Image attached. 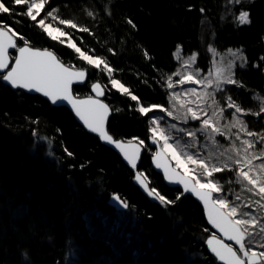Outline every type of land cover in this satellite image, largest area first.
I'll return each instance as SVG.
<instances>
[{
	"label": "trees",
	"instance_id": "trees-1",
	"mask_svg": "<svg viewBox=\"0 0 264 264\" xmlns=\"http://www.w3.org/2000/svg\"><path fill=\"white\" fill-rule=\"evenodd\" d=\"M6 3L12 11L0 13V27L7 25L31 46L52 49L66 64L88 72L87 83L74 88L77 95H87L93 81L107 87L108 131L116 139L144 141L139 170L173 203L143 192L134 182L135 170L68 108L11 89L0 78V264H221L205 244L211 229L202 206L167 186L153 168L152 115L139 109L168 106L177 53L196 54V67L206 72L212 49H236L243 55L234 67L237 83L226 84L217 97L224 107L230 96L244 110L247 129L264 135V0H46L51 25L68 33L63 44L22 14L26 5ZM241 11L250 13L251 23H240ZM69 37L111 71L81 59L65 42ZM112 79L128 93L112 88ZM216 175L224 185L236 181L231 169ZM115 194L128 206L111 205ZM116 213L124 222L149 225L158 238L155 251L132 231L120 232L126 223L109 221Z\"/></svg>",
	"mask_w": 264,
	"mask_h": 264
},
{
	"label": "snow or ice",
	"instance_id": "snow-or-ice-1",
	"mask_svg": "<svg viewBox=\"0 0 264 264\" xmlns=\"http://www.w3.org/2000/svg\"><path fill=\"white\" fill-rule=\"evenodd\" d=\"M237 2H239V0H237ZM14 3L16 5H26L27 11L22 14L27 15L33 21H36L41 10L44 8L46 0H14ZM11 11L10 7L7 6L6 0H0V13H10ZM89 14L94 15V13ZM47 15L51 17L53 16V12H48ZM238 19L242 24L251 23L250 13L248 11H241ZM128 22L132 23L131 20ZM38 23L52 40L60 41L61 44L64 43L61 37L67 36L68 33L62 31L61 28L53 29L51 24L45 23V19H40ZM60 24L69 25L72 28L77 27V24L72 20H60ZM5 29L11 31L13 36H19L21 40H24V46L17 47L16 41L12 39L11 36H8ZM81 30L85 32L88 31L87 28H82ZM69 40H71V37H69ZM68 47L74 49L75 52L79 54L81 59L86 60L97 69L103 65L105 69L111 71V69L108 68V64L104 60L99 57L94 58L93 56L86 55L79 47L76 46L75 43H68ZM10 49L17 51L18 55L11 57V59H14L15 62L11 66L10 70H8ZM0 70H7L6 74H0V78L9 82L14 88L35 90L36 92L49 97L54 104L57 102L67 101L76 110L77 115L83 120L84 124L91 129L92 132L99 133L102 140H105L110 144H114L115 147L124 154L131 166L133 168L136 167V161L139 158L138 150L129 153L122 142L113 140V137L108 135V133L104 130L103 122L107 116L108 106L99 99H93L92 97L79 101L74 99L72 95L73 82H80L84 80L86 75L84 70L73 71L71 70V67H66L52 51H49L48 49L41 50L39 48L30 47L28 41L25 40L19 32H15L14 30L8 28L7 25L0 27ZM186 79L191 80L192 77L188 76ZM224 82L228 84L237 83V81L232 78H228ZM111 84L114 88H118L123 93H128L129 91L123 84L120 83L119 80L112 79ZM169 87H171V85H169ZM217 87H219V84H217ZM92 89L96 92L97 97L105 95V91L101 89L99 84H93ZM131 99L137 100V96L132 95ZM158 107L160 106L152 105L149 108L141 107L139 110L141 113L147 114L152 109ZM227 109H235V112L232 113L233 115L244 111L235 104L230 96L227 97V104L219 110L221 116H223V113ZM262 111H264V109H262ZM167 114L169 116L173 115L170 111ZM257 115H259V113H257ZM159 119H163V117H160ZM182 119L185 123L184 128L177 129L175 124L171 125V128L176 129L177 131V136L172 138L173 143L177 145L180 144V140L185 135L192 138V140L196 143L199 142L197 139L199 136H205L213 144L216 143L215 136L217 134L223 135L221 128L216 126V123L212 120L211 114L204 112L203 109H199V107H197V110H193V108L189 106ZM190 122H196L199 124V127L190 129L188 127ZM153 123L158 124V121L154 120ZM152 132L153 142L158 143L159 140H163L164 149L170 151L172 158L176 159L179 163L180 158L177 155L175 148H173V145L168 142L169 136L165 134L164 130L157 132V128H153ZM247 135L253 136L255 134L248 132ZM261 141H264V138H261ZM246 143L248 144V148L254 147L252 142L246 141ZM140 145H144V141L141 140ZM189 147L194 148L195 144H190L186 141L184 148ZM248 148H246L245 151H248ZM155 155L158 157L160 153H156ZM185 155L189 162L202 168L204 170V174L208 177H211L213 172H221L223 170L215 165H213L211 170H209V163L205 158H201L199 152H185ZM208 159L211 160L213 157H209ZM233 163L240 166L241 170L239 171L238 176L243 181H246L247 185L251 186L249 190L258 189V195H260L261 199H264V180H261L259 174L255 175V177L250 175L253 171L252 160H236ZM156 166L164 167L165 175L169 180L173 179V176L169 173L166 165H161L159 161H157ZM183 166L185 169L187 168L186 165ZM224 167L227 168L229 165L225 164ZM259 168L260 170H264V162L259 165ZM135 179L141 184L144 183L141 174H137ZM178 182L184 184L185 191L190 190L195 192L199 198L204 201L206 206L211 204L208 219L214 227L220 229V231L227 236L228 240L234 241L235 244L239 246V249L236 250L231 244L224 243L222 240L217 239L215 234H213V236L207 240V244L211 252H213L219 260L225 261L226 264H246V262L247 264H264V251L257 253L253 250L252 245L255 241L256 234L249 231L248 228V225L251 224L255 226L258 222L255 217L252 219H230V216H235L237 214L236 206H231L230 213L221 212V209L229 206L228 201L225 198L215 200L212 199V193L220 192L221 189L218 188L211 180L207 183H201L197 180L196 184H198L199 187L197 188L196 185H193L191 189L188 188V184L185 179L181 178ZM149 194L154 195L158 200L164 203H173V201L166 200L165 196L160 195V193L156 192L155 189H152ZM257 203H259V201H257ZM240 215L241 217H249L251 216V213L241 212ZM260 234H264V227L260 229ZM246 236L248 237L247 242L245 241ZM262 247H264V245H262ZM237 251L242 253L244 258H241V256L237 254Z\"/></svg>",
	"mask_w": 264,
	"mask_h": 264
},
{
	"label": "rangeland",
	"instance_id": "rangeland-1",
	"mask_svg": "<svg viewBox=\"0 0 264 264\" xmlns=\"http://www.w3.org/2000/svg\"><path fill=\"white\" fill-rule=\"evenodd\" d=\"M40 19H45L46 24H51L49 21L50 17H48L44 8L37 17L38 22ZM52 28L55 29L53 26ZM61 38H66V36ZM65 42L73 43L70 40ZM211 53V66L206 72H203L196 67V54L182 56L180 53H177L179 66L168 81V87L171 85V87H169V104L168 106L159 105L160 107L154 108L150 111L152 115V122L154 120L158 121V124L153 123L152 129L157 128V132L164 130L165 134L169 136L168 142L173 145V148H175L176 153L180 158L179 163L176 159L172 158L170 151L164 149V141H159L177 168L192 176L195 181L199 180L201 183H207L209 180H211L217 185L218 188L221 189L220 192H214V197L215 199L225 198L228 201L229 206L224 208L228 213H230L231 206L237 207V214L235 216H231L234 220L252 219L255 217L258 222L255 224V226L251 224L248 225V228L249 231H252L254 234H256L252 248L254 251L259 253L260 251H264V247H262V245H264V234H260V229L264 227V199H261L260 195H258V189H252L251 191L249 190L251 186L247 185V182L243 181L238 176V173L241 170L240 166L235 165L233 162L236 160L243 161L245 159H251L253 171L250 173V175L255 177V175L259 174L261 180H264V170H260L259 168V165L264 162V141H261V138H264V135H262L260 132H253L247 129L244 121V111L233 115L232 113L235 112V109H227L230 110V113H228L226 110L223 113V116H221L219 111L223 106L218 100V93L226 84H228L224 82L226 79H234V67L235 65L242 62V53L236 49H228L224 52L212 49ZM188 76H191L192 79H186ZM95 82L93 81L89 83V86ZM217 84H219V87H217ZM110 86L114 88L111 82ZM103 87L106 92L107 87L105 85H103ZM124 87L127 88L125 85ZM114 89L119 90L118 88ZM119 91L122 92L121 90ZM90 94L91 92H89L87 95ZM189 106H191L193 110H197V107H199V109H203L204 112L211 114L212 120L216 123V126L221 128L223 135L217 134L215 136V144L211 143V141L205 136H199L197 138L199 142L196 143L192 140V138L187 137L186 135L180 140L179 145L173 143L172 138L177 136V131L176 129H172L171 125L175 124L177 129L184 128L185 123L182 117ZM141 107L144 106H140V108ZM262 109H264V105H262L261 108V112L264 113ZM169 111L173 113L172 116L167 114ZM160 117H163V119H159ZM188 127L190 129H194L199 127V124L196 122H190ZM248 132H252L255 135L248 136ZM186 141L190 144H195V147L184 148ZM246 141L252 142L254 147L248 148ZM246 148H248V151H245ZM185 152H199L201 158H205L209 163V170H211L213 165L222 169L234 170L236 181L228 183L230 182L228 180L224 185L217 177V172H213L211 177L206 176L202 168H200L198 165L192 164L187 160ZM209 157H213V159L209 160ZM225 164L229 165V167L225 168ZM183 165H186L187 168L185 169ZM155 191L157 192L156 189ZM257 201H259V203H257ZM126 204L128 206L127 202ZM241 212L251 213V216L241 217ZM109 221H112V223L114 222L115 224L126 223L125 227V224L121 225L123 229H120V232L127 234L132 231L134 234L139 235L142 238V242L145 243L146 248L149 251H155L158 238L149 225H139L137 220H129L128 222H124V218L121 213H116ZM247 240L248 237L246 236L245 241L247 242ZM140 243L141 242H139V245ZM125 246H127V244ZM236 247L239 249L238 245ZM240 254L242 255V253Z\"/></svg>",
	"mask_w": 264,
	"mask_h": 264
},
{
	"label": "water",
	"instance_id": "water-1",
	"mask_svg": "<svg viewBox=\"0 0 264 264\" xmlns=\"http://www.w3.org/2000/svg\"><path fill=\"white\" fill-rule=\"evenodd\" d=\"M5 31L7 32L8 36H11L12 39H14L16 41L17 47H23L24 46V44L21 45V46L18 45L17 36H13V34H12L11 31H8V29H5ZM29 46L30 47H34V46H31L30 44H29ZM34 48H39V47H34ZM39 49H41V50L48 49L49 51H52L59 58V56L52 49H49V48H39ZM17 55H18V52L17 51L12 50V49L9 50L10 59L8 61L9 62V69L8 70H10L11 66L15 62L14 59H11V57H15ZM61 62L64 63L66 67H71V70H73V71L83 70V69H79V68L72 67V66L66 64L62 60H61ZM84 71L86 72V75H85L84 80L83 81H80V82H76V81L73 82V85H72V95H73L74 99H76L77 101H79V100H86L89 97H92L93 99H99L105 105L108 106L107 116H106V118H105V120L103 122L104 130L108 133V135H110V136L113 137V140L122 142L124 144L125 148L128 150L129 153H132V152L138 150V152H139V158L136 161V167L135 168H133L131 166V164L125 158L124 154L119 149H117L114 144H110L107 141L102 140L99 133L92 132L91 129H89L88 126L84 124L83 120L77 115L76 110L67 101L57 102V103L54 104L49 97H46L42 93H38L35 90H28V89H23V88H14L9 82L4 81V80H3V83L6 84L7 86H9L11 89H22L25 92L30 93V94H39V95L43 96L45 99H47L49 102H51L55 106H58V107L62 106V107L68 108L72 112L73 116L75 117V119L77 120V122L81 126H83L88 132H90V133H92L94 135L99 136V138H100V140H101L102 143H104L105 145H107L108 147H110L114 151H116L121 156V158L123 159V161L129 167H131L132 169L135 170V177H136L137 174H141L142 175V179H143L144 183L141 184V183H139L134 178L135 184L137 186H139L140 189L143 192H145L150 198L156 199V197L154 195H150L149 194L150 191L152 190V187L150 186V183L148 181V178L144 174H142V172L139 170V165H140V162H141L142 155L144 153V146H145V144L144 145H140V141L139 140H135V139L134 140L116 139L112 134H110V132L108 131V122H109L110 117L112 115V108L109 105V103L104 99V95L97 97L96 92L92 89V85L93 84L90 86V92H91L90 95L78 96L75 93L74 88L76 86L83 85V84L87 83V81H88V72L86 70H84ZM6 73H7V70H0V74H6ZM94 84H99L101 86V89H103L105 91L103 85L100 82H95ZM148 146L151 147L152 149H154V154H153V156L151 158V162H152L153 168L163 176L164 182L166 183V185L169 186V187H171V188H179L184 195H190V196H192L202 206L203 211H204V214H205V218L207 220V224H208V226L211 229V234L207 237V239L205 241V244H206L207 249L209 250V252L216 257V255L213 252H211V250H210V248H209V246L207 244V240L209 238H211L213 236V234H215V236H216L217 239L222 240L226 244H231L234 249L238 250L237 247H236L237 245L235 244V242L228 240L227 236L223 232H221L220 229L214 227V225L208 219L209 209L211 207V204H209L208 206H206L205 203H204V201L201 200L199 198V196L195 192L190 191V190L189 191H185L184 190V188H185L184 184L178 182L181 178H183V179H185L187 181V184H188V188L189 189H191L193 185H196V187L198 188L199 185L196 184V181L194 180V178L192 176L184 173L182 170H180L179 168H177L174 165V163L171 160V158L169 157V155L166 153V151L161 146L160 141L158 143H154L153 142L152 135L149 137ZM156 153H160V155L157 157L155 155ZM157 161H159V163L161 165H166L167 166L169 173L172 174V176H173V179L172 180H169L168 177L165 175V169H164V167H157L156 166ZM212 199L215 200L214 193H212ZM110 204L113 205L114 207H116L117 209H124L126 207L125 205H127L126 202H125V200L122 199L118 194H115V195H113L111 197ZM217 207H219V206H217ZM220 211L223 212V213H228L225 209H221ZM229 218L232 219V220H234L231 216ZM237 254L240 255L241 258H244L243 255H241L239 253V251H237ZM216 258H217V260L221 264H226L225 261L219 260L218 257H216ZM246 264H247V262H246Z\"/></svg>",
	"mask_w": 264,
	"mask_h": 264
}]
</instances>
